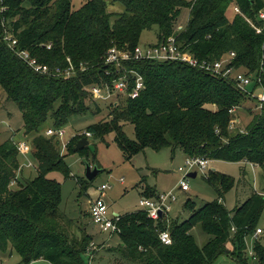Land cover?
Wrapping results in <instances>:
<instances>
[{"label": "trees", "instance_id": "obj_1", "mask_svg": "<svg viewBox=\"0 0 264 264\" xmlns=\"http://www.w3.org/2000/svg\"><path fill=\"white\" fill-rule=\"evenodd\" d=\"M109 3L122 4L125 12L115 16L108 11ZM235 7L241 12L235 13ZM231 8L233 15L228 16ZM185 11L189 16L179 29ZM261 11L264 0H85L77 9L73 0H0V86L7 99L18 105L22 130L37 164L36 177L18 180L22 170L18 141L12 138L0 143V251L9 256L16 252L20 264L39 260L88 264L87 253L96 239L90 231H76L80 226L75 228L60 209L61 184L47 176L61 171L69 178L70 170L59 137H49L46 131L99 114L90 86H111L122 75L106 65L108 50L134 51L142 33L154 27L157 44L175 36L180 50L199 63H214L235 54L230 66L254 75L253 87L243 90L229 75L178 60H131L124 63L129 79L134 81L130 71L137 72L145 88L133 99L119 95L103 120L88 125L85 137L91 133L93 139L104 141L114 135L126 160L149 148H171L172 154L181 150L186 158L245 162L264 172V105L260 108L253 97L256 89L264 90ZM7 34L16 40L14 48L3 41ZM25 50L50 69L71 64L76 75L65 79L35 73L17 55ZM246 102L258 111L248 112L252 119L242 128L237 110ZM47 121L52 126L44 127ZM128 125L133 127L134 139L125 132ZM82 138L74 136L67 143L68 152L73 153ZM241 170L244 174L245 167ZM207 181L217 190L218 200L199 208L187 200L184 206L190 215L185 219L172 216L171 211L153 220L143 208L119 216L120 244L112 248L119 254L116 264L118 260L119 264H213L223 255L236 264H264V245L258 237L253 256L246 255V238L256 236L264 211V193L255 192L229 210L222 201L234 179L212 171ZM14 183L18 185L12 188ZM160 195L151 186L143 191V198L159 200ZM197 226L210 236L203 247L191 233ZM162 232H168L170 244L162 243ZM228 242L231 250L226 247Z\"/></svg>", "mask_w": 264, "mask_h": 264}, {"label": "rangeland", "instance_id": "obj_2", "mask_svg": "<svg viewBox=\"0 0 264 264\" xmlns=\"http://www.w3.org/2000/svg\"><path fill=\"white\" fill-rule=\"evenodd\" d=\"M85 0H73V7L77 9L84 4ZM108 11L112 14H119L125 12L124 7L120 3H109ZM233 15V8L228 10V16ZM116 16V15H115ZM115 16L112 21H115ZM181 27L187 21L189 13L185 11L182 15ZM157 27L151 30H146L140 37V46L145 48L150 44H157ZM253 86H249L251 89ZM262 91L256 89L254 96L260 94ZM119 96L114 95L98 100V106L101 111L99 114H88L85 117H79L71 120V122L63 127L65 137L62 140L63 146L69 143L74 136L82 135L85 137V129L90 124H94L103 120L108 114L109 105L114 103ZM93 110L96 106L92 107ZM258 111L252 102H246L245 105L237 110V116H240L242 121V128L250 122L252 117L248 112L255 113ZM236 118V116H235ZM235 120V119H234ZM236 122V120H235ZM234 122V123H235ZM0 143L7 139H15L17 141L27 140L22 130L24 120L18 105L13 101L7 99L5 91L0 86ZM236 125V124H234ZM51 121H47L44 127H49ZM126 127V126H125ZM51 128V127H50ZM125 129L127 135L135 138L133 127L128 125ZM89 139L87 150L83 152H68V148H64L61 142V153L66 156L64 161L70 170V177L66 178L61 171H54L48 174V178L56 180L61 184L62 209L76 226L80 229L74 228L76 231L83 229V231L94 235L96 241L95 247L90 246V253H87L86 261L91 260V264H116L118 253H114L112 248L120 244L118 236H109L108 233H100L98 227L91 223L89 217L90 202L92 199L99 196L98 188L104 184L111 187L105 191L104 201L109 208L110 214L118 216L131 214L137 210H142L140 201L143 198V191L148 187L156 189L160 194L174 192L177 195V202L173 203L172 216H181L185 219L190 215L188 209L185 210V202L191 200L194 205L199 208L206 202L218 200L219 194L213 184L207 181L209 174L214 171L221 174H227L234 179V185L229 191L225 193L223 205L229 210H234L237 206L242 205L253 193H264V172L259 166L247 164L245 162H229L222 160H213L206 172H198L196 178L184 177L183 173H179L180 166L185 164L186 156L180 150L172 154L171 148H164L156 151L152 148L146 149L144 152L135 155L131 160H126L120 147L114 142V135L107 136L104 141L95 140L92 137ZM89 155V158L86 156ZM21 171L18 173V180H28L36 177L37 164L32 156V151L28 155H19ZM88 162H87V161ZM91 167H98L100 173L93 181L86 178L87 165ZM245 167V175L241 168ZM184 179L188 184V192L180 191V181ZM18 184L14 183L13 187ZM258 227L262 229V233L258 236L264 245V211L260 216ZM192 235L195 237L199 247H203L209 240L210 236L205 234L200 226L192 230ZM257 239L255 236H248L246 238V255L251 258L254 250L253 244ZM227 249L231 250L232 245L228 242ZM92 258V259H91ZM21 258L16 252L12 256L3 254L0 251V264H20ZM120 260H118L119 264ZM31 264H50L48 261L39 260ZM213 264H236L235 260L230 256H220Z\"/></svg>", "mask_w": 264, "mask_h": 264}, {"label": "built area", "instance_id": "obj_3", "mask_svg": "<svg viewBox=\"0 0 264 264\" xmlns=\"http://www.w3.org/2000/svg\"><path fill=\"white\" fill-rule=\"evenodd\" d=\"M235 13H240L239 7L234 8ZM259 18L264 21V11H261L259 14ZM182 27L179 26V29ZM257 33H261V28H256ZM3 41L6 42L11 48H14L17 45L16 40H14L10 34L4 36ZM51 48V44L48 46ZM17 55L20 59L26 62L35 73L38 74H45V75H52L54 77H63L65 79H70L71 77L76 75L74 67L69 64L68 67L62 69L60 67H56L55 69H50L47 64L40 62L37 58H34L30 55L28 51H20L17 52ZM235 54L231 56H225L222 60L214 62V63H199V61L191 56L180 50L178 40L175 36H170L167 38L166 41L162 42L161 44L156 45H149L145 48L138 46L134 49V51H124L120 50L117 47L111 48L108 50L105 58L106 65L114 68V70L122 75L118 76L117 78L113 79L111 86L105 84L103 87L92 85L90 86V91L92 92L93 97L96 100H100L102 98L107 99V97H112L114 95H122L127 96L131 99L136 98L140 91L145 88L143 85V79L140 74L135 71H130V75L133 77L134 81L129 79V75L127 74V70L124 67V63L130 62L131 60H157V61H182L190 66L200 67L206 71L213 72L215 74H221L224 76H230L233 78L235 83H237L238 87L243 90L253 83L254 75H249L243 71H234V68L230 66V62L234 58ZM84 70V68H81ZM110 73V72H107ZM132 85V88H131ZM257 98L259 103V107L261 108L264 105V90L254 96ZM47 136L53 137L57 136L62 142L63 146V139L65 137V131L60 128L57 130L48 129L46 131ZM87 137H92L91 133H86ZM31 144L29 140H23L17 142V148L23 155H28ZM66 148V145L63 146ZM185 164L180 166L178 169L179 173H183L184 177H189V173L198 172H206L212 160H208L201 157L195 158H186ZM111 186L108 184H104L98 188V192L100 193L97 198H94L90 202V214L92 222L98 227L100 233L106 234L108 233L109 236H117L120 233L119 228V216L111 215L109 212V208L104 201V194L107 189ZM180 191L187 192L189 190L188 184L184 179L180 181L179 188ZM177 200V196L174 192H168L166 194L160 195L159 200L154 198H142L140 201L141 207H143L144 211L148 214V217L153 220H157L159 217L164 215L166 212L172 211L171 204ZM162 213V215H160ZM262 233V229L258 228L256 231V236L258 237ZM162 243L165 245L171 243V237H169L168 232H162L159 235ZM92 246L95 247V243H92ZM253 256V255H252ZM92 259V258H91ZM88 264H91V260L88 261Z\"/></svg>", "mask_w": 264, "mask_h": 264}, {"label": "water", "instance_id": "obj_4", "mask_svg": "<svg viewBox=\"0 0 264 264\" xmlns=\"http://www.w3.org/2000/svg\"><path fill=\"white\" fill-rule=\"evenodd\" d=\"M89 139L88 138H86V137H84V138H82V139H80L78 142H77V144H76V146L74 147L75 149H74V151L75 152H78V151H80V150H82V149H85V147H87L88 145H89ZM100 169H98V167H91V165L89 164V165H87V170H86V178L89 180V181H93L94 179H95V177L100 173ZM189 175V177H191V178H196V172L194 173H189L188 174ZM115 216H118L117 214H114ZM160 215H162V213H160Z\"/></svg>", "mask_w": 264, "mask_h": 264}, {"label": "crops", "instance_id": "obj_5", "mask_svg": "<svg viewBox=\"0 0 264 264\" xmlns=\"http://www.w3.org/2000/svg\"><path fill=\"white\" fill-rule=\"evenodd\" d=\"M1 124V123H0ZM19 141H21V140H19Z\"/></svg>", "mask_w": 264, "mask_h": 264}]
</instances>
